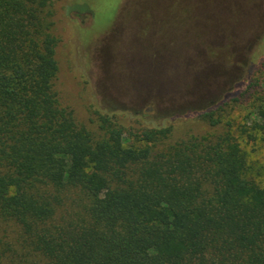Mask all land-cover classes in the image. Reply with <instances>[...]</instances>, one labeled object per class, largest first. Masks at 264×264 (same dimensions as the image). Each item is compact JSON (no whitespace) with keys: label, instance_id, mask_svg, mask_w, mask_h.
Returning a JSON list of instances; mask_svg holds the SVG:
<instances>
[{"label":"trees","instance_id":"obj_1","mask_svg":"<svg viewBox=\"0 0 264 264\" xmlns=\"http://www.w3.org/2000/svg\"><path fill=\"white\" fill-rule=\"evenodd\" d=\"M247 1L185 0L188 37L239 29ZM53 4L0 0V222L46 264H264V173L221 126L224 101L200 113L210 131L173 145L171 127L129 131L109 113L95 135L60 99ZM172 60L156 48V78ZM258 101L248 114L264 122Z\"/></svg>","mask_w":264,"mask_h":264},{"label":"rangeland","instance_id":"obj_2","mask_svg":"<svg viewBox=\"0 0 264 264\" xmlns=\"http://www.w3.org/2000/svg\"><path fill=\"white\" fill-rule=\"evenodd\" d=\"M247 3L253 14L239 29L214 32L206 43L197 30L195 38L185 31L196 16L185 0H54L62 104L97 136L104 113L129 131L171 127L164 141L169 146L210 131L200 113L224 101L217 114L221 126L226 129L231 122L261 179L264 130L258 124L264 122L248 113L264 96V0ZM156 48L173 56L159 78L153 62ZM136 71L144 78L134 86ZM196 73L201 74L200 88L194 86ZM20 231L11 222H0L2 264H46L25 252Z\"/></svg>","mask_w":264,"mask_h":264}]
</instances>
